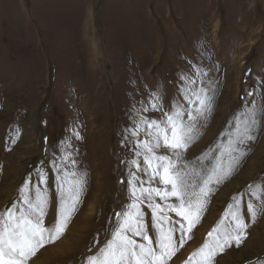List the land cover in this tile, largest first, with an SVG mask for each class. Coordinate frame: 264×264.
Wrapping results in <instances>:
<instances>
[{"label": "rangeland", "instance_id": "rangeland-1", "mask_svg": "<svg viewBox=\"0 0 264 264\" xmlns=\"http://www.w3.org/2000/svg\"><path fill=\"white\" fill-rule=\"evenodd\" d=\"M199 87L214 97L183 154L189 166L209 150L219 155L234 131V115L253 103L257 110L264 105V0H0V211L23 206L20 189L29 177L30 187L43 189L37 172L42 170L50 227L59 208L53 161L61 174L85 175L65 231L29 264H85L105 245L115 214L130 203L129 171L148 186L150 169L145 174L143 155H135L137 142L149 139L148 129L141 125L133 137L136 123L142 117L165 120L174 103L194 109L185 93ZM254 134L242 146L246 155L234 173L210 186L205 211L183 246L174 233L177 250L169 264H186L221 220V229L230 227L225 213L238 193L249 224L246 239L226 247L214 264H264V213L252 223L247 212L249 200L257 208L264 200V193L257 198L248 189L264 182V120ZM65 154L69 159H62ZM157 154L172 156L164 148ZM133 159L139 170L130 164ZM210 160L204 163L211 166ZM156 203L165 204L159 197ZM141 209L154 237L152 210L147 203Z\"/></svg>", "mask_w": 264, "mask_h": 264}, {"label": "snow or ice", "instance_id": "snow-or-ice-1", "mask_svg": "<svg viewBox=\"0 0 264 264\" xmlns=\"http://www.w3.org/2000/svg\"><path fill=\"white\" fill-rule=\"evenodd\" d=\"M194 71L197 76L201 75L200 68L194 66ZM188 83L194 84L195 81L189 80ZM210 93L211 89L206 87L188 89L185 99L189 104L196 105L194 109L185 110L174 103L171 112L164 113L165 120L149 121L142 117L136 123L135 130L132 131L133 137L137 136L141 125H146L148 129L146 134L149 139L138 141L135 152L137 157L143 155L144 163L147 165L143 170L145 174H149L150 169L148 186H144L145 181L136 172L129 171L130 203L115 214L116 224L111 232V238L96 254L86 257L85 264H169L177 250L174 233H180L179 245L183 246L185 236L191 233L205 211L209 194L213 191L210 186L222 183L234 173L246 155L242 146L256 139L254 133L264 120V105L257 110L253 103L250 109L234 115L232 121L234 131L229 133L227 145L219 146V155H213L212 150H209L198 158L196 166H189L183 162V154L194 139L192 133L195 123L212 110L214 93ZM152 108L157 109L158 105L153 103ZM143 110L148 111L147 108ZM185 112L188 123L184 122ZM74 135L80 138L79 133ZM161 148L171 151L172 156L158 155L157 150ZM209 158L211 166L204 163ZM62 159H69L68 154ZM75 163L73 160L72 164ZM130 164L136 165L139 170L138 160L133 159ZM53 171L57 173L55 179L59 196L57 219L50 227L45 226L46 209L50 202L47 173L37 170L39 180L45 187L43 189L39 185L30 187L29 177L20 189L23 206L18 207L14 203L0 211V264H29V260L40 248L54 242L65 231L68 220L79 203L85 175L75 170L63 171L61 174L60 166L55 161ZM153 182L164 187H154ZM33 189L34 196L29 194ZM248 189L259 198L260 194L264 193V182L248 185ZM242 196L243 193L234 196L233 203L229 205L230 211L225 213L226 216H231L230 227L221 229L220 225L223 224L221 220L208 233L211 239L206 240L194 251L186 264H214L215 257L226 247H231L233 243L239 247L243 239H246L249 224L245 222L241 210ZM156 197L165 202L164 206L156 203ZM170 197H174L175 202L169 203ZM143 203H147L152 210L154 237H150L146 229L141 209ZM169 212L175 213L181 219L173 221L168 215ZM247 212L251 222L255 223L258 215L264 213V200H261L259 208L249 200ZM135 237H140L141 241L146 243L138 242Z\"/></svg>", "mask_w": 264, "mask_h": 264}, {"label": "bare ground", "instance_id": "bare-ground-1", "mask_svg": "<svg viewBox=\"0 0 264 264\" xmlns=\"http://www.w3.org/2000/svg\"><path fill=\"white\" fill-rule=\"evenodd\" d=\"M32 264H38V262L32 263Z\"/></svg>", "mask_w": 264, "mask_h": 264}]
</instances>
